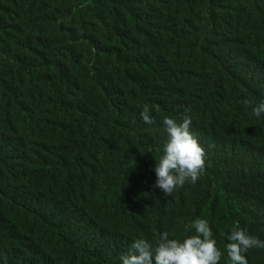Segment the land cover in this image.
Segmentation results:
<instances>
[{
	"label": "trees",
	"instance_id": "16d2710c",
	"mask_svg": "<svg viewBox=\"0 0 264 264\" xmlns=\"http://www.w3.org/2000/svg\"><path fill=\"white\" fill-rule=\"evenodd\" d=\"M245 98L264 100V0H0V264H122L196 218L219 264L236 221L264 241V114ZM185 114L204 174L165 196L163 119Z\"/></svg>",
	"mask_w": 264,
	"mask_h": 264
},
{
	"label": "clouds",
	"instance_id": "9594fccd",
	"mask_svg": "<svg viewBox=\"0 0 264 264\" xmlns=\"http://www.w3.org/2000/svg\"><path fill=\"white\" fill-rule=\"evenodd\" d=\"M240 102L245 108L251 107L252 115L260 117L264 114V100L253 102L245 98ZM150 112L149 105L145 104L140 113L147 124L154 123ZM191 123L187 114L182 116V122L171 117L163 119L167 138L155 159L153 171L156 181L153 187L162 190L165 196L171 195L174 189L186 182L195 184L204 174L206 153L189 130ZM184 228L185 232L194 230V234L181 240L169 238V233L164 231L159 234L155 245L142 238L135 239L130 251L121 255L122 264H219L222 253L217 248L209 222L196 218ZM227 241L228 264H248L244 254L251 248H264V241L250 235L246 228H241L239 221L227 234Z\"/></svg>",
	"mask_w": 264,
	"mask_h": 264
}]
</instances>
